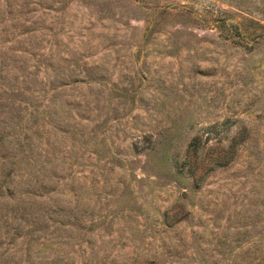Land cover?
Masks as SVG:
<instances>
[{
	"label": "rangeland",
	"instance_id": "374dc122",
	"mask_svg": "<svg viewBox=\"0 0 264 264\" xmlns=\"http://www.w3.org/2000/svg\"><path fill=\"white\" fill-rule=\"evenodd\" d=\"M34 160L78 209L70 264H264V0H0V176L27 210Z\"/></svg>",
	"mask_w": 264,
	"mask_h": 264
},
{
	"label": "trees",
	"instance_id": "16d2710c",
	"mask_svg": "<svg viewBox=\"0 0 264 264\" xmlns=\"http://www.w3.org/2000/svg\"><path fill=\"white\" fill-rule=\"evenodd\" d=\"M53 35L56 38L54 44H57V36ZM37 52L39 50L33 49V56ZM76 83L78 81L71 86L76 85ZM206 129L212 133L216 130V126H208ZM202 145L199 136H194L191 139L178 170L185 169L187 166L186 172L189 176L197 174L190 161L198 156ZM213 159L217 160L218 158ZM36 166L34 160L33 193L31 194L33 196V210H27L26 207L28 204L26 199L30 195H24L19 189L16 197L13 180L0 176V264H22V259H24L23 264H70L69 261L74 259L71 255L78 253L77 250L80 251L81 255H84L87 250V246L81 248L80 245H78L79 249L76 250L69 251L65 248L71 244L72 240L79 237L77 233H79V227L81 228L82 224L79 221L78 209L67 208L68 206L59 202L60 198H58L57 192L52 191L55 187L51 185L52 176L46 171L41 173V168L37 170ZM68 194L70 195L67 199L69 203L72 198L78 201L80 197L77 190L73 188L69 190ZM14 198H17L16 202L10 204L9 201H13ZM8 215L13 219V226L8 222ZM29 222L32 225L29 228L27 226V232L21 234L23 223L28 224ZM77 225H79L78 228L75 227ZM92 235L94 234H90V238L85 241L88 246H90ZM19 237V242L24 245L23 248L15 246L18 242L15 239ZM96 250H94L95 254L98 252ZM107 257H109L107 253L102 255L101 264L115 263L113 259L108 260ZM80 262L84 264L83 260ZM147 264H153V260Z\"/></svg>",
	"mask_w": 264,
	"mask_h": 264
}]
</instances>
